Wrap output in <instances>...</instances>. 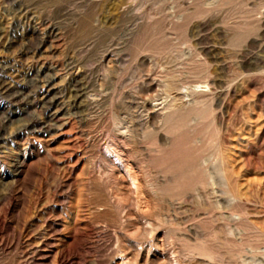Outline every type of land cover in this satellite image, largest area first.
<instances>
[{
  "label": "rangeland",
  "instance_id": "obj_1",
  "mask_svg": "<svg viewBox=\"0 0 264 264\" xmlns=\"http://www.w3.org/2000/svg\"><path fill=\"white\" fill-rule=\"evenodd\" d=\"M0 264H264V0H0Z\"/></svg>",
  "mask_w": 264,
  "mask_h": 264
},
{
  "label": "bare ground",
  "instance_id": "obj_2",
  "mask_svg": "<svg viewBox=\"0 0 264 264\" xmlns=\"http://www.w3.org/2000/svg\"><path fill=\"white\" fill-rule=\"evenodd\" d=\"M184 102V101H183ZM182 102H179V104L177 103V102H174V103H172L171 104V111H174V108L176 109L178 106L180 107L182 104H181ZM183 106V105H182ZM181 109V108H180ZM165 111V110H164ZM162 113H164V112H162ZM132 180H133V183L135 184V188H136V192H138L139 193V191H140V188H139V185L137 184V179L132 175Z\"/></svg>",
  "mask_w": 264,
  "mask_h": 264
}]
</instances>
